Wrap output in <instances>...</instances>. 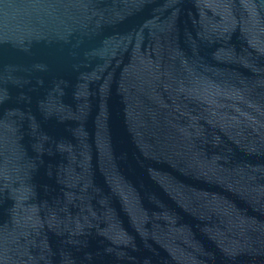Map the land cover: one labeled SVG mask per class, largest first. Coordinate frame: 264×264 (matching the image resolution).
<instances>
[{
	"label": "water",
	"instance_id": "obj_1",
	"mask_svg": "<svg viewBox=\"0 0 264 264\" xmlns=\"http://www.w3.org/2000/svg\"><path fill=\"white\" fill-rule=\"evenodd\" d=\"M0 264H264V0H0Z\"/></svg>",
	"mask_w": 264,
	"mask_h": 264
}]
</instances>
